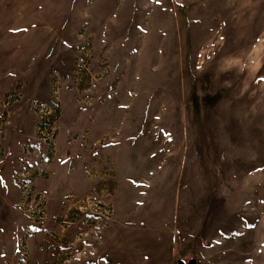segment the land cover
Instances as JSON below:
<instances>
[{"label":"rangeland","instance_id":"374dc122","mask_svg":"<svg viewBox=\"0 0 264 264\" xmlns=\"http://www.w3.org/2000/svg\"><path fill=\"white\" fill-rule=\"evenodd\" d=\"M189 258L264 264V0H0V264Z\"/></svg>","mask_w":264,"mask_h":264},{"label":"crops","instance_id":"0c3cea01","mask_svg":"<svg viewBox=\"0 0 264 264\" xmlns=\"http://www.w3.org/2000/svg\"><path fill=\"white\" fill-rule=\"evenodd\" d=\"M85 126H89V124L85 125ZM86 131L87 132H86V135L84 136V142L87 143L86 148H89L92 145V142L97 140V133L91 134L90 131L88 130V127L86 128ZM100 133H101V131H100ZM56 145H57L59 153H63L64 147L62 145H60L58 141H57ZM69 147L71 150L70 152H73L75 154V152L79 148V145H78V143L77 144H70ZM99 151H100V148H99ZM95 152H97V150H95Z\"/></svg>","mask_w":264,"mask_h":264},{"label":"water","instance_id":"95a60500","mask_svg":"<svg viewBox=\"0 0 264 264\" xmlns=\"http://www.w3.org/2000/svg\"><path fill=\"white\" fill-rule=\"evenodd\" d=\"M196 260L193 258H189L186 262H183L181 260L177 261V264H195Z\"/></svg>","mask_w":264,"mask_h":264}]
</instances>
